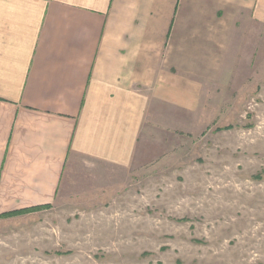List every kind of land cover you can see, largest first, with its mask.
I'll return each instance as SVG.
<instances>
[{
  "label": "crops",
  "instance_id": "crops-1",
  "mask_svg": "<svg viewBox=\"0 0 264 264\" xmlns=\"http://www.w3.org/2000/svg\"><path fill=\"white\" fill-rule=\"evenodd\" d=\"M262 36L264 0H0V218L53 206L78 157L130 166Z\"/></svg>",
  "mask_w": 264,
  "mask_h": 264
},
{
  "label": "rangeland",
  "instance_id": "rangeland-1",
  "mask_svg": "<svg viewBox=\"0 0 264 264\" xmlns=\"http://www.w3.org/2000/svg\"><path fill=\"white\" fill-rule=\"evenodd\" d=\"M244 57L197 113L157 108L130 166L78 157L53 206L0 218V264H264V36Z\"/></svg>",
  "mask_w": 264,
  "mask_h": 264
},
{
  "label": "trees",
  "instance_id": "trees-1",
  "mask_svg": "<svg viewBox=\"0 0 264 264\" xmlns=\"http://www.w3.org/2000/svg\"><path fill=\"white\" fill-rule=\"evenodd\" d=\"M34 210H36V209H31V210H25V211L10 213V214L3 215L1 218L10 217V216L18 215V214H24V213H27L29 211H34Z\"/></svg>",
  "mask_w": 264,
  "mask_h": 264
}]
</instances>
